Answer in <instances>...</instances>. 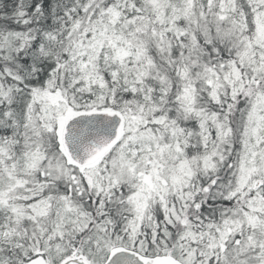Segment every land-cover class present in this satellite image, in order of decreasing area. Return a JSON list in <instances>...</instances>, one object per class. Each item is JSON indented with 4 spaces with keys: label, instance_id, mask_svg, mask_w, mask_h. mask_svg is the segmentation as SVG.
<instances>
[{
    "label": "snow or ice",
    "instance_id": "snow-or-ice-1",
    "mask_svg": "<svg viewBox=\"0 0 264 264\" xmlns=\"http://www.w3.org/2000/svg\"><path fill=\"white\" fill-rule=\"evenodd\" d=\"M0 264H264V0H0Z\"/></svg>",
    "mask_w": 264,
    "mask_h": 264
}]
</instances>
